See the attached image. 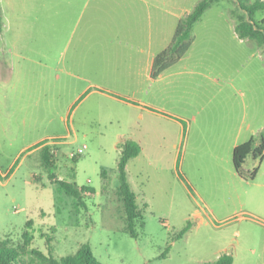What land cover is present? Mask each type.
I'll return each mask as SVG.
<instances>
[{
  "label": "rangeland",
  "instance_id": "1",
  "mask_svg": "<svg viewBox=\"0 0 264 264\" xmlns=\"http://www.w3.org/2000/svg\"><path fill=\"white\" fill-rule=\"evenodd\" d=\"M77 1L81 17L74 26L73 18L61 19V0H48L56 18L47 27L45 0H0L7 15L11 5L23 10L20 19L12 24L3 25L0 19V39H10L16 33L21 39H33L36 44L21 45V51L45 53L77 75L61 72L67 78L66 84L46 92L53 103L60 102L62 110L68 106L66 120L58 119L47 128L37 123L27 140L19 136L12 144L6 141L0 146V243L7 240L9 246L17 247L25 241L23 233L29 232L33 238L21 255L23 264H46L30 251L37 249L47 254V236L51 237L49 244L55 259L88 245L102 264L213 261L220 248L234 240L241 214L231 205V199L247 185L234 170L230 149L218 152L226 159L224 167L205 164L210 148L202 144L198 123L207 113L219 117L221 103L229 101L226 95H230V100L243 102L248 113L240 140L260 132L264 125V46L236 36L235 20L230 14L233 9L238 11L234 0L213 3L201 21L194 24L192 49L171 69L175 77L188 81L174 91L169 101L186 128L181 135L175 128L170 129L152 165L147 164L145 154L151 150L146 149L126 168L128 184L141 209L134 225L137 236L132 237L126 229L125 206L119 191L116 141H122L121 133L138 132L128 127L139 121L138 111L104 92L110 91L105 85L116 83L117 89L129 97L144 95L150 83L149 69L143 71L142 56L140 73L114 76L109 68L111 55L118 50L124 53L125 46H117L114 36L100 37L98 25L93 33V0ZM197 1L167 0L170 12L158 13L157 23H162L168 39L178 17ZM263 18L264 9L257 11L255 19ZM42 135H58V139L45 136L43 145L20 150L26 141ZM55 142H63L62 150ZM83 145L86 148L73 161L71 153ZM44 147H48L55 167L46 169L42 165ZM177 147L179 161L174 168ZM257 163L248 158L244 167L251 170ZM53 172L55 180L68 184L66 188L71 193L57 190L55 180L48 177ZM226 206L232 209L227 211ZM186 225L188 230L177 238Z\"/></svg>",
  "mask_w": 264,
  "mask_h": 264
},
{
  "label": "crops",
  "instance_id": "2",
  "mask_svg": "<svg viewBox=\"0 0 264 264\" xmlns=\"http://www.w3.org/2000/svg\"><path fill=\"white\" fill-rule=\"evenodd\" d=\"M61 4V19L73 18L74 26H76L81 17V11L78 13V1L61 0ZM168 6L167 0H93L92 2L90 11L92 32H96L98 25L100 37L114 36L117 46L121 44L125 46L124 53L118 50L111 55L113 61L109 63V68L113 69V75L132 76L134 73H140L142 56L145 58L143 71L149 69L150 83L144 95L139 97L135 95L129 97L126 93H121L116 83L105 85L110 90L109 93L104 92L107 97L138 111L139 121L128 125L129 128H136L138 132L130 130L120 134L124 139L134 140L140 146V153L129 160L126 168L146 149L151 150L145 156L147 164L152 165L170 129L175 128L181 135L186 128L183 119L178 115L179 111L175 109V106L170 105L169 101L174 91L185 87L188 81L186 78L175 77L171 69L192 49L193 42L175 65L166 69L156 79L150 78V67L154 56L170 42L168 33L162 30V23H157L158 13L170 12ZM7 9L8 15L4 7L0 5V19L4 20L3 25L12 24L15 19H20V14L23 13L20 7L13 5ZM43 10L45 25L48 27L56 18V11L53 12L48 0H45ZM159 19L162 20V17ZM0 41L1 146L6 141L12 144L19 136L27 140L28 135L35 130L37 123L47 128L58 119L66 120L68 106L62 110L60 102L53 103L46 92L52 87H61L62 83L66 84L67 78L61 72L71 77H77V75L59 65V59L54 63L45 53L32 55L21 51L20 46L26 43L34 46L36 41L33 39H21L16 33L12 38H2ZM95 61L99 62V58ZM226 96L229 101L221 103L219 117H211L207 113L198 123V133L202 137V144L209 145L210 148V157L205 161V164L210 167L218 165L224 167L226 159L218 152L221 149H226V151L230 149L232 154L235 146L253 136L250 135L248 139L240 140L242 123L248 113L243 102L230 100V95ZM211 100L212 97L209 98V101ZM46 110L50 113H45ZM44 114L50 115L42 117ZM249 124L248 122V128ZM261 130H264V125ZM45 136L58 139V135H42L37 139L26 141L20 150L36 146L41 142L46 143ZM123 138H121L122 141ZM116 142L118 144L121 141ZM55 143L62 150L63 142ZM178 161L179 149L177 147L173 157L174 168ZM242 181L247 187L236 192L234 199H231V205H235L241 214V222L233 232L234 240L227 241L220 248L216 258L226 253L231 255L232 264H264V155L258 165L255 178L253 180L242 179ZM226 207L227 211L232 209L231 206ZM233 212L235 210L232 214Z\"/></svg>",
  "mask_w": 264,
  "mask_h": 264
},
{
  "label": "trees",
  "instance_id": "3",
  "mask_svg": "<svg viewBox=\"0 0 264 264\" xmlns=\"http://www.w3.org/2000/svg\"><path fill=\"white\" fill-rule=\"evenodd\" d=\"M219 0H198L192 9L184 16L178 19L170 42L159 51L153 58L150 67V78L156 79L162 72L171 66L175 65L189 50L193 42L192 34L193 26L198 22L205 11L211 5ZM237 4L238 11L233 9L231 17L234 18V31L239 39L254 42L257 46H264V18L261 20L255 19L257 11L264 9V0H234ZM45 142H41L35 146L39 147ZM118 148V181L119 191L123 199L126 212V229L132 237L137 236L134 228L135 222L141 216V209L136 204V195L130 189L126 176V166L129 160L136 157L140 153V146L137 142L131 139H124L117 144ZM264 155V130H261L256 136H251L248 140L238 144L232 150V162L236 174L244 180H253L257 174L258 165L262 161ZM48 147L42 149V165L47 169L55 167L51 162ZM76 156L72 160H76ZM248 158L258 160L257 165L251 169H245L244 165ZM50 180H55V175L49 173ZM57 190H67L66 185L62 180H55ZM75 185V184H73ZM31 222L27 223L30 226ZM189 226L186 225L178 233L177 238L181 237ZM25 239L22 245L17 247L9 246L7 240L0 243V264H23L22 253L25 252L28 242L33 238L29 232H24ZM47 254H43L37 249H31L30 253L45 261L46 264H102L93 255L88 245H82L73 254H67L60 259H55L52 255V248L49 244L51 237L47 236ZM168 248L164 251H167ZM202 264H232V257L229 254L223 253L213 261L204 262Z\"/></svg>",
  "mask_w": 264,
  "mask_h": 264
},
{
  "label": "built area",
  "instance_id": "4",
  "mask_svg": "<svg viewBox=\"0 0 264 264\" xmlns=\"http://www.w3.org/2000/svg\"><path fill=\"white\" fill-rule=\"evenodd\" d=\"M85 148H86V145H83L80 149H78L77 152H72L71 156L73 157V156L81 154L82 150H84Z\"/></svg>",
  "mask_w": 264,
  "mask_h": 264
}]
</instances>
